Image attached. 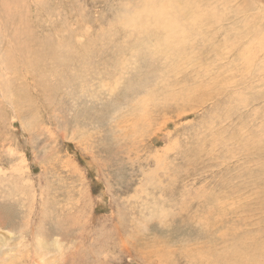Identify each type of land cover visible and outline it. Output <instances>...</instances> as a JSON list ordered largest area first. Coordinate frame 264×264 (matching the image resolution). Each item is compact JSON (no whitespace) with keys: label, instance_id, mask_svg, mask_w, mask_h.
<instances>
[{"label":"rangeland","instance_id":"obj_1","mask_svg":"<svg viewBox=\"0 0 264 264\" xmlns=\"http://www.w3.org/2000/svg\"><path fill=\"white\" fill-rule=\"evenodd\" d=\"M187 1L0 0V231L60 264H264V26Z\"/></svg>","mask_w":264,"mask_h":264},{"label":"bare ground","instance_id":"obj_2","mask_svg":"<svg viewBox=\"0 0 264 264\" xmlns=\"http://www.w3.org/2000/svg\"><path fill=\"white\" fill-rule=\"evenodd\" d=\"M161 1V0H160ZM164 1V0H163ZM170 1V0H169ZM187 1V0H186ZM195 1V0H194ZM201 1V0H200ZM154 2V1H153ZM174 2V1H173ZM189 2V1H187ZM214 2V1H213ZM5 3V2H4ZM3 3V4H4ZM166 3V2H164ZM177 3V2H176ZM183 3V2H182ZM180 3V4H182ZM191 3V2H190ZM174 4V3H173ZM172 4V5H173ZM179 4V5H180ZM184 4V3H183ZM193 4V3H192ZM191 4V5H192ZM167 5V4H166ZM171 5V6H172ZM176 5V4H175ZM211 6V5H210ZM227 6V5H226ZM230 6V5H229ZM157 7V6H156ZM169 7V6H168ZM174 7V5H173ZM182 7V5H181ZM197 7V5H196ZM175 8V7H174ZM190 8V6H189ZM216 8V7H215ZM161 9V8H160ZM178 9V4H177V8ZM200 9V8H199ZM241 9V12H243V15L246 16L247 13L244 12V9L247 10L248 12H251L253 17H250V15L247 14L246 16V19H248L249 21L250 20H253L255 18H257L259 20V22H262L261 25L264 26V0H244V6L240 8ZM159 10V9H158ZM174 10V9H173ZM172 10V14H173V11ZM223 10V8H222ZM196 11V10H195ZM212 11V10H211ZM221 11V10H220ZM224 11V10H223ZM246 11V12H247ZM161 12V11H159ZM176 12V11H175ZM186 12V11H185ZM261 13V15L259 16V13ZM156 13H158V11H156ZM171 13V12H170ZM177 13V12H176ZM181 13V12H180ZM179 13V14H180ZM202 13V12H201ZM207 13V12H206ZM171 14V15H172ZM184 14V13H183ZM188 14V13H187ZM159 15L160 17L163 15V14H157ZM165 15V14H164ZM163 15V16H164ZM167 15V13H166ZM178 15V14H177ZM186 15V14H184ZM229 15V14H228ZM169 16V15H168ZM180 16V15H179ZM182 16V15H181ZM180 16V17H181ZM196 16V15H195ZM167 17V16H166ZM187 17V16H186ZM189 17V16H188ZM201 17V16H200ZM255 17V18H254ZM157 18H159L157 16ZM168 18V17H167ZM170 18V17H169ZM172 18V17H171ZM164 19H165V16H164ZM179 19V18H178ZM244 19V17H243ZM159 20V19H158ZM160 20L163 21V19L160 18ZM186 20V19H185ZM203 20V19H202ZM205 20V19H204ZM169 21V19H168ZM171 21H175L172 20ZM181 21V20H179ZM199 21V20H198ZM177 22V21H176ZM176 22H174L176 24ZM195 22L196 21V17H195ZM202 22V21H200ZM159 23V22H158ZM165 25H166V21L164 22ZM164 23L161 22L162 25H164ZM183 23V22H182ZM198 23V22H197ZM205 23V22H204ZM211 23V22H210ZM251 23H253V21H251ZM186 24V23H185ZM189 24V23H188ZM256 24V23H255ZM164 25V26H165ZM169 25H172L170 24V21H169ZM174 25V24H173ZM181 25V24H179ZM196 25V24H195ZM186 26V25H185ZM246 26V25H245ZM168 27V26H167ZM171 27H174V26H171ZM177 27V26H176ZM187 27H189L187 25ZM198 27V26H197ZM196 27V28H197ZM170 28V27H169ZM181 28V27H180ZM258 28V27H257ZM255 28L253 30L254 32V35L255 36H250L248 37L247 39H249L252 44H247L246 46H254V47H250V49H255V47H263L264 46V33H263V30H262V27L259 26V30ZM175 29V28H173ZM190 29V27H189ZM171 30V28H170ZM244 30V29H243ZM246 30V29H245ZM183 29H182V33H183ZM248 31V29H247ZM171 32V31H170ZM185 32V31H184ZM181 33V32H179ZM181 33V34H182ZM251 33V32H250ZM253 34V33H252ZM180 35V34H179ZM184 35V34H182ZM180 35V36H182ZM242 36V35H241ZM246 36L247 35H244L243 34V39H246ZM250 42V43H251ZM248 48L246 47V50H244L243 52L247 55V57L252 60L253 58L256 57V55H254L253 53H250V54H247L248 52ZM239 54V53H238ZM241 54V53H240ZM244 54V55H245ZM241 57V55H240ZM245 60V58H244ZM224 65V64H223ZM264 128V127H263ZM2 227V226H1ZM35 228V227H33ZM42 229V228H41ZM41 229L36 230L35 233H29V234H26L28 235V238H30V242L27 243L26 239H22L23 238V230L20 231V236L21 238L18 240V241H15L14 239V234L13 232L11 233H8V232H4V230L0 231V264H13L15 261H16V264H31L32 262H34V264H60V262H62L63 260V256H64V252H63V247H62V243H61V240L60 239H57L55 240V243L56 244H52L50 243V240L48 241V239H44L43 238V235H42V232H41ZM34 230V229H32ZM14 231V230H13ZM28 231V230H27ZM31 231V230H30ZM33 232V231H32ZM41 233V235H40ZM32 234V236L30 235ZM31 237H30V236ZM52 244V245H51ZM165 245V244H164ZM28 251H32L35 255H37V259L33 258L32 255L28 254V255H25L23 256V254L25 252H28ZM165 251V250H164ZM64 261V260H63ZM33 264V263H32Z\"/></svg>","mask_w":264,"mask_h":264}]
</instances>
